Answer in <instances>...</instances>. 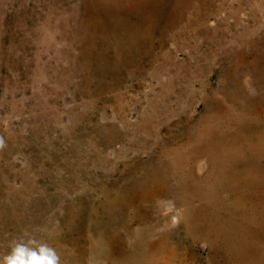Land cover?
Masks as SVG:
<instances>
[{
	"label": "rangeland",
	"instance_id": "374dc122",
	"mask_svg": "<svg viewBox=\"0 0 264 264\" xmlns=\"http://www.w3.org/2000/svg\"><path fill=\"white\" fill-rule=\"evenodd\" d=\"M0 256L264 264V0H0Z\"/></svg>",
	"mask_w": 264,
	"mask_h": 264
},
{
	"label": "clouds",
	"instance_id": "9594fccd",
	"mask_svg": "<svg viewBox=\"0 0 264 264\" xmlns=\"http://www.w3.org/2000/svg\"><path fill=\"white\" fill-rule=\"evenodd\" d=\"M4 147L0 138V148ZM0 264H61L56 249L44 240L20 238L13 241L9 251L0 256Z\"/></svg>",
	"mask_w": 264,
	"mask_h": 264
}]
</instances>
